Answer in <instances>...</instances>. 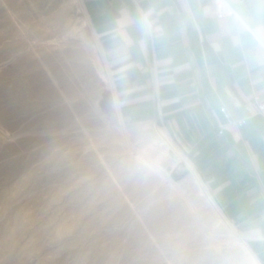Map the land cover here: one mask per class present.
Here are the masks:
<instances>
[{
  "label": "rangeland",
  "instance_id": "1",
  "mask_svg": "<svg viewBox=\"0 0 264 264\" xmlns=\"http://www.w3.org/2000/svg\"><path fill=\"white\" fill-rule=\"evenodd\" d=\"M110 84L82 0H0V264H260Z\"/></svg>",
  "mask_w": 264,
  "mask_h": 264
},
{
  "label": "crops",
  "instance_id": "2",
  "mask_svg": "<svg viewBox=\"0 0 264 264\" xmlns=\"http://www.w3.org/2000/svg\"><path fill=\"white\" fill-rule=\"evenodd\" d=\"M231 2L264 22V0ZM82 9L109 66L105 112L160 130L264 264V119L246 110L264 99V44L220 39L213 0H82ZM222 107L244 124L225 125Z\"/></svg>",
  "mask_w": 264,
  "mask_h": 264
},
{
  "label": "clouds",
  "instance_id": "3",
  "mask_svg": "<svg viewBox=\"0 0 264 264\" xmlns=\"http://www.w3.org/2000/svg\"><path fill=\"white\" fill-rule=\"evenodd\" d=\"M215 24L219 30V38L237 39L241 34H247L257 43L264 44V22L254 23L240 7L231 0H217L215 11L212 14ZM139 26L146 34L152 33L151 22L144 19ZM123 26L118 29V34L123 35Z\"/></svg>",
  "mask_w": 264,
  "mask_h": 264
},
{
  "label": "built area",
  "instance_id": "4",
  "mask_svg": "<svg viewBox=\"0 0 264 264\" xmlns=\"http://www.w3.org/2000/svg\"><path fill=\"white\" fill-rule=\"evenodd\" d=\"M217 3V0H213V6L215 8V5ZM246 110L248 111L250 116H260L264 119V99L263 100H254L251 102H248L246 105ZM220 112L224 117L225 125H235V126H241L244 124V121H234L230 118L229 114L226 112L225 108H220ZM223 125L219 126L218 135L222 134Z\"/></svg>",
  "mask_w": 264,
  "mask_h": 264
}]
</instances>
